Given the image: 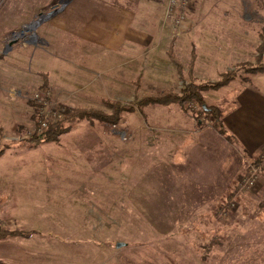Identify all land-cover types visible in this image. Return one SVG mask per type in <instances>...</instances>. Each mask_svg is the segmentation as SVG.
<instances>
[{
  "label": "rangeland",
  "instance_id": "obj_1",
  "mask_svg": "<svg viewBox=\"0 0 264 264\" xmlns=\"http://www.w3.org/2000/svg\"><path fill=\"white\" fill-rule=\"evenodd\" d=\"M16 1L0 0V13L9 6L16 10L15 21L0 22V230L31 234L0 237V264H240L232 261L236 252L264 236V169L252 187H242L252 163H241L232 146L221 145L207 146L193 169L183 148L204 135L211 143L207 131L202 139L195 133L198 107H135L146 93H179L190 80L187 60L196 39L190 34L204 27L201 2L193 0L180 30L172 27L168 0L163 10V29L175 40L182 76L171 63L158 65L157 55L142 53L136 56L142 59L138 69L129 65L134 57H127L124 79L118 55H111L110 69L103 68L81 39L40 28L47 13L63 6L35 7L44 12L18 20L20 6L11 5ZM231 1L241 3L239 24L255 35L264 21L262 0ZM210 56L215 54L205 50L203 57ZM201 64L196 82L216 81L228 71L224 62ZM37 70L47 71V85ZM214 91L202 92L205 102L226 109L224 90ZM36 94L46 102L41 109ZM106 101L133 110L121 111L115 124L71 119L70 130L56 141H29L41 119L54 122L58 112L60 120L65 107L111 114ZM203 121L202 127L210 125ZM190 168L205 174H190ZM211 238L226 243L206 250Z\"/></svg>",
  "mask_w": 264,
  "mask_h": 264
},
{
  "label": "crops",
  "instance_id": "obj_2",
  "mask_svg": "<svg viewBox=\"0 0 264 264\" xmlns=\"http://www.w3.org/2000/svg\"><path fill=\"white\" fill-rule=\"evenodd\" d=\"M198 1L201 2L199 13L201 23L204 21V27L199 30L198 34H190L196 39L190 44L187 60L188 64L191 49L194 48L196 53L194 78L196 79L199 73L204 72V65L201 62L205 65L211 63L222 65L224 62L226 65L224 69L229 70L238 62L244 61L246 57L253 59L260 43L259 32L262 24L259 25L257 32L254 31L255 35H251L239 24L241 3L231 0ZM166 2L167 0H17L16 4L11 5L20 6L18 20L28 21H31L37 13L44 12L35 7L63 6L61 9L60 7L52 8L55 12L44 19L40 28L49 32L53 29L60 32L61 36L81 39L82 45H85L86 54L99 57L98 63L102 62L103 68L110 69L111 55H118L117 68L124 71V74H119V77L125 79L128 69L127 57H132L131 59L134 57L135 61L129 62V65L135 64L134 69H138L140 66L137 62L142 59L136 60V56L142 53L152 57L157 55L158 65H165L169 62L174 65L176 72V65L167 55V50L172 45L174 53L178 56L175 40L168 39V30L163 29L165 27L163 10L166 9ZM244 2L242 6H245ZM262 2L264 5V0ZM9 7L1 11L0 22L16 20V10ZM52 9L50 11H53ZM205 50H210L215 56L204 58ZM145 59L152 61L148 56ZM262 62H264V54ZM55 70L59 71L58 68ZM37 73L47 74V71L37 70ZM48 75L50 84V81H53L51 71ZM40 77L39 75L35 77L34 82L38 84L42 82V77ZM233 82L235 80L214 92L224 90L222 94L227 99L225 106L227 111L222 120L226 131L232 135L234 140H227L211 125L206 124L200 129L194 128L197 138L201 139V134L207 131L206 136L209 137L211 143L207 142L208 138L204 135L202 140L192 141L190 145H187L188 147L184 145V151L189 150V165L191 168L193 166V169L197 166V160L201 161L202 155L206 154L207 146H232L236 152V158L241 163L247 161L255 163L260 150L264 148V73L251 76L248 83L241 84L239 80ZM191 168L188 170L190 174H195V172L205 174L203 169L197 172L196 168L195 170ZM259 183L262 186V198L264 199V171ZM24 219L25 217L20 221ZM26 239L28 238H21V240ZM214 241V245L219 246H224L226 243L223 239L215 238ZM245 246L246 249H241V253L236 252L237 260L233 257L232 261L240 264H264V236L248 240Z\"/></svg>",
  "mask_w": 264,
  "mask_h": 264
},
{
  "label": "trees",
  "instance_id": "obj_3",
  "mask_svg": "<svg viewBox=\"0 0 264 264\" xmlns=\"http://www.w3.org/2000/svg\"><path fill=\"white\" fill-rule=\"evenodd\" d=\"M260 43L256 48V56L254 58V62H238L234 68L224 72L221 75V78L216 81H204V82H196L193 79V68L194 62L196 58L195 49H191V55L188 62V78L190 79L185 85L182 86L179 93L173 92L171 90H161L154 93H146L142 97L136 100L135 107L139 108L141 106H147L151 104H160V105H170L173 103L179 104L185 110H188V107L195 108L198 107L193 115L195 120L196 128L200 129L202 127L203 120H208L210 125L220 134H222L227 140H234L232 135H230L223 124V115L227 111L226 109H222L217 104H207L205 102V98L202 92L210 91V90H218L221 87L228 85L235 79H238L241 84L250 82L251 76L264 73V62H262L263 54H264V21L261 25L260 32ZM168 57L175 63L177 74L182 76V64L179 58L174 53L172 45L167 50ZM3 55L0 53V58ZM43 84L47 85V75L43 74ZM112 108L111 114H105L100 111L94 109H86V107L69 109L64 108L62 112V119L48 123L47 127L41 133H33L29 138V141H32V146H36L39 143H49L52 141H56L58 136L62 133L68 132L70 127L67 122L71 121V119L76 120H102L109 121L111 123H117L120 113L123 110H133L131 107H127L122 105L121 103L106 101ZM3 155V150H0V156ZM256 163V162H255ZM232 193L228 196L230 199ZM229 201L225 205L221 206V209L224 207H228ZM31 233L23 232V231H8V230H0V237L7 235H24L29 236ZM215 244L214 238L209 241L205 245L206 250H209Z\"/></svg>",
  "mask_w": 264,
  "mask_h": 264
},
{
  "label": "built area",
  "instance_id": "obj_4",
  "mask_svg": "<svg viewBox=\"0 0 264 264\" xmlns=\"http://www.w3.org/2000/svg\"><path fill=\"white\" fill-rule=\"evenodd\" d=\"M192 3L193 0H168L167 14L171 18L173 28L180 30L183 26H185L187 23V12L189 11ZM46 91L47 90L43 92V95L47 93ZM34 99L40 109L46 103L42 100L40 95L36 94ZM59 115L60 114L57 112V116L54 121L58 119ZM47 123L49 122L44 119L40 120L38 133H41L47 127ZM262 169H264V148L260 150L256 163H252L250 165L247 174L241 179V186L252 187L256 183L258 175Z\"/></svg>",
  "mask_w": 264,
  "mask_h": 264
},
{
  "label": "water",
  "instance_id": "obj_5",
  "mask_svg": "<svg viewBox=\"0 0 264 264\" xmlns=\"http://www.w3.org/2000/svg\"><path fill=\"white\" fill-rule=\"evenodd\" d=\"M53 12H54V11H53ZM50 15H51V13H47V14L45 15V18H48Z\"/></svg>",
  "mask_w": 264,
  "mask_h": 264
}]
</instances>
